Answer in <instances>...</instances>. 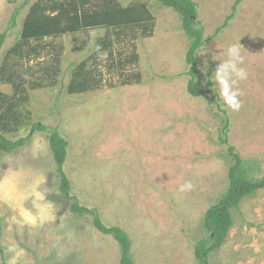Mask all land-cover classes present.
<instances>
[{"label":"rangeland","instance_id":"rangeland-1","mask_svg":"<svg viewBox=\"0 0 264 264\" xmlns=\"http://www.w3.org/2000/svg\"><path fill=\"white\" fill-rule=\"evenodd\" d=\"M38 1L0 0V35L8 33L0 51V93L5 95L14 93L2 81L4 60ZM119 1L124 6L146 3L156 19L154 35L136 42L141 83L71 95L67 87L73 69L90 57L106 31L63 36L53 41L62 53L55 84L29 90L31 124L59 129L68 142L65 171L71 195L83 207L98 210L107 226L128 234L134 264H199L195 245L207 237L205 214L227 190L233 166L228 149L220 144L225 120L221 107L231 119L229 144L254 178L264 177V0H241L226 30L199 52L197 80L204 89L209 78L213 81L219 104L210 102L211 94L196 98L188 91L190 41L181 17L156 0ZM193 1L205 38L238 2ZM26 2L29 7L9 30L15 9ZM87 36L90 43L79 50ZM232 44L240 45L244 62L239 67L248 73L236 85L243 93L239 111L224 104L213 79ZM42 62L44 68L56 64ZM189 180L193 189L180 192V185ZM44 205L51 206V218L41 221L38 206ZM70 208L60 193L47 133H36L12 154L0 153V264H120L114 238L101 234L91 216H76ZM25 212L36 222L27 220ZM210 261L264 264V191L234 212L228 239Z\"/></svg>","mask_w":264,"mask_h":264},{"label":"trees","instance_id":"trees-1","mask_svg":"<svg viewBox=\"0 0 264 264\" xmlns=\"http://www.w3.org/2000/svg\"><path fill=\"white\" fill-rule=\"evenodd\" d=\"M156 1L181 17L182 28L189 38L190 45L186 55L189 93L196 98L211 94L210 102L219 104L217 94L212 89L213 81L209 78L208 89H204L197 80L199 52L208 41L216 39L226 30L235 18L241 0L233 7L232 14L208 38H205L204 29L198 21V5L193 0ZM29 5L26 2L15 9L9 30L17 26L18 18ZM155 27V17L148 5L140 1L124 6L119 0H41L30 7L19 41L8 52L1 75L2 81L12 86L14 94L8 96L0 93V153L12 154L25 147L36 133H47L60 178V193L71 202L72 214L91 216L94 227L101 234L114 238L121 251L120 264H134L130 237L119 227L107 226L98 210L83 207L71 195V182L65 171L68 142L58 128H48L41 123L31 124V113L27 109L29 90L48 88L55 84L53 77L60 73L62 53L53 41L66 35L88 34L98 29L105 30L106 35L96 43L90 57L73 69L68 92L77 95L105 88L139 85L142 76L135 68L139 63L136 42L142 38H151ZM7 37L8 33L0 35V51ZM88 43L89 36L79 50L84 49ZM46 59L53 60L56 64L44 68L42 61ZM107 75L114 77L106 79ZM208 76L211 77V74L208 73ZM220 109L225 115L220 144L228 149L233 166L229 171L227 190L205 214L204 228L207 237L195 245V257L199 264H212L210 255L218 251L228 239L234 225V212L239 210L244 200L264 191V177L254 178L235 148L229 144L231 119L224 108ZM25 129H30L26 137L13 139Z\"/></svg>","mask_w":264,"mask_h":264},{"label":"clouds","instance_id":"clouds-1","mask_svg":"<svg viewBox=\"0 0 264 264\" xmlns=\"http://www.w3.org/2000/svg\"><path fill=\"white\" fill-rule=\"evenodd\" d=\"M228 59L219 63L213 79L219 85V95L222 97L224 104L232 111H239L243 105V101L239 97L243 94L241 90L236 87L238 81L246 80L248 78L247 71L239 67L243 64L244 57L241 55V47L239 44H232L227 49ZM192 181H186L179 187L180 192H188L193 189ZM38 199H43L39 193H36ZM50 205L38 206L39 219L44 221L50 217ZM25 218L32 223L36 222V217L29 213H24Z\"/></svg>","mask_w":264,"mask_h":264}]
</instances>
